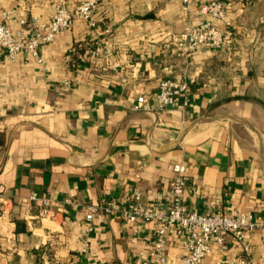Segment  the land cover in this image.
Returning a JSON list of instances; mask_svg holds the SVG:
<instances>
[{"label":"crops","instance_id":"0c3cea01","mask_svg":"<svg viewBox=\"0 0 264 264\" xmlns=\"http://www.w3.org/2000/svg\"><path fill=\"white\" fill-rule=\"evenodd\" d=\"M59 3L0 0V20H49ZM227 3L221 50L182 52L198 20L225 28L182 0H101L97 26L76 18L39 48L42 63L1 52L0 264H159L157 223L124 213L169 209L173 163L187 167L191 209L264 219V0ZM165 78L189 83L188 105L158 107ZM141 96L148 107L136 109ZM32 193L51 199L48 214ZM111 201L117 213L87 221ZM228 242V259L264 264V229L247 234L248 255ZM184 243L169 237L168 264L182 263ZM223 257L214 245L204 264Z\"/></svg>","mask_w":264,"mask_h":264},{"label":"built area","instance_id":"2783aa9c","mask_svg":"<svg viewBox=\"0 0 264 264\" xmlns=\"http://www.w3.org/2000/svg\"><path fill=\"white\" fill-rule=\"evenodd\" d=\"M100 3L101 0H81L73 10H70L67 3L60 0L55 13L49 20H43L37 16H33L31 20L16 19L13 18L11 11H3L2 20H0V54L5 52L9 59L15 60L20 53H29L39 63H42L39 48L53 42L61 32L70 29L76 18L83 19L90 27L97 26V11ZM182 4L187 11H193L196 15L199 12L210 14L225 25V28H220L213 21L198 20L186 28L183 40L178 43L182 52L191 54L199 47L213 50L223 49L232 35L228 29L230 23L227 20V0H182ZM194 7L197 9H193ZM12 24L17 27L13 28ZM101 51L102 49L98 48L95 53ZM189 89V83L186 81L162 79L155 94L158 107L160 109L174 107L181 98H184V105H188L190 102ZM141 107H148L145 96L138 98V105L135 108L140 109ZM170 168L173 174L170 180L172 200L167 211L134 207L124 213L130 221L143 218L157 223L156 238L152 246V254L157 262L168 264V239L171 236H178L184 238L185 241V255L181 264H204V259L212 253L214 245H217L219 252L224 256L215 264H248L246 258L230 260L225 257L230 250L228 237L231 235L248 255L249 246L246 243V236L258 229H264V219L252 212L200 213L191 209L184 201L185 191L189 184L187 167L181 163H173ZM135 198L139 200L140 194L137 193ZM31 199L41 201L42 214L49 213L52 202L49 197H39L37 193H32ZM118 209L117 203L111 201L91 208V213L86 219L90 223L93 220V213L113 214L117 213ZM89 230H91L90 226Z\"/></svg>","mask_w":264,"mask_h":264}]
</instances>
